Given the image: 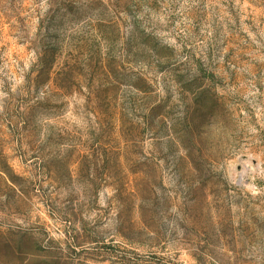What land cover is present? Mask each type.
<instances>
[{"label": "rangeland", "instance_id": "rangeland-1", "mask_svg": "<svg viewBox=\"0 0 264 264\" xmlns=\"http://www.w3.org/2000/svg\"><path fill=\"white\" fill-rule=\"evenodd\" d=\"M0 264H264V0H0Z\"/></svg>", "mask_w": 264, "mask_h": 264}, {"label": "bare ground", "instance_id": "bare-ground-1", "mask_svg": "<svg viewBox=\"0 0 264 264\" xmlns=\"http://www.w3.org/2000/svg\"><path fill=\"white\" fill-rule=\"evenodd\" d=\"M238 176V181H241L243 179V173L237 175Z\"/></svg>", "mask_w": 264, "mask_h": 264}]
</instances>
